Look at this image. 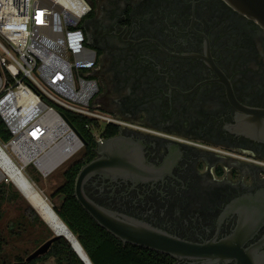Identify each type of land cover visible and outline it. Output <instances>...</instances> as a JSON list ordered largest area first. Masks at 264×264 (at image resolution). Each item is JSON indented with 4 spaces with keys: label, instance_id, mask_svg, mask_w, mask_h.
<instances>
[{
    "label": "flooded vegetation",
    "instance_id": "af4514ba",
    "mask_svg": "<svg viewBox=\"0 0 264 264\" xmlns=\"http://www.w3.org/2000/svg\"><path fill=\"white\" fill-rule=\"evenodd\" d=\"M89 1L98 108L116 121L68 168L98 162L92 200L205 249H149L169 264H264V29L224 0Z\"/></svg>",
    "mask_w": 264,
    "mask_h": 264
},
{
    "label": "built area",
    "instance_id": "2783aa9c",
    "mask_svg": "<svg viewBox=\"0 0 264 264\" xmlns=\"http://www.w3.org/2000/svg\"><path fill=\"white\" fill-rule=\"evenodd\" d=\"M90 11L89 0H0V118L11 133L0 146L31 158L43 177L83 148L63 111L89 118L95 138L116 121L94 102L98 56L81 26Z\"/></svg>",
    "mask_w": 264,
    "mask_h": 264
},
{
    "label": "trees",
    "instance_id": "16d2710c",
    "mask_svg": "<svg viewBox=\"0 0 264 264\" xmlns=\"http://www.w3.org/2000/svg\"><path fill=\"white\" fill-rule=\"evenodd\" d=\"M63 113L84 138L90 141L94 140L90 131L85 128V124L91 121L89 118L69 111H63ZM10 138L11 133L0 118V143L7 142ZM79 166L80 164L77 167L72 166L65 170L63 174L64 182L57 190V193L61 196V201L59 204L52 205V207L78 239L91 262L93 264H169L166 258L159 254L148 253L149 249L145 247L124 244L98 225L74 195V183ZM28 178L33 182L30 177ZM9 184L10 187H15L12 182ZM5 185V181L0 183V197L3 196V198L5 197L3 186ZM15 191L12 192L10 189L9 193L16 197H23L27 202L19 190L16 189ZM25 216L31 222H39L47 226V223L29 203L25 208ZM20 225L18 226L20 227ZM12 226L11 232L15 234V222H12ZM16 233L20 234V230ZM49 257H55L58 264H85L65 237L58 238L42 260ZM18 260L22 259L19 258Z\"/></svg>",
    "mask_w": 264,
    "mask_h": 264
},
{
    "label": "water",
    "instance_id": "95a60500",
    "mask_svg": "<svg viewBox=\"0 0 264 264\" xmlns=\"http://www.w3.org/2000/svg\"><path fill=\"white\" fill-rule=\"evenodd\" d=\"M224 1L227 4H229L233 9L245 15L249 19L253 20L254 22H256L258 25H260L264 29V0H224ZM76 131L78 132V130ZM79 135L82 137L80 133ZM97 166H98V162H93V163H90L84 166L80 170L76 178V181H75L74 195L77 198L78 202L81 204V206L92 216V218L98 223V225L106 229L116 238L121 240L124 244L142 246V247H146L151 250H156V251H160V252L168 253L172 255H179L183 251L184 252L185 251H198V252L205 251V249L200 246L196 247V246H192L187 243L181 242L178 239L158 229H155L149 226L143 221H140L129 215L110 210L104 206L99 205L94 200H92L85 193L84 184H85L86 179L89 177L90 173H92V171L96 169ZM22 195L28 201V199L26 198V195H24L23 193ZM28 202L34 208L31 202L30 201ZM52 210L53 212H55L54 208ZM56 215L58 216L57 213ZM59 219L62 221L60 217ZM69 231L72 233L70 229ZM72 235L74 239L77 241V243L79 244V246L83 248L73 233ZM60 237L62 236L55 234L52 238L45 241L34 252H32L27 257V260L30 261L40 255H44L48 253L53 243ZM68 241L71 244L72 248L75 250V252L80 257V259L85 264H93L84 250L83 252L87 256L88 262L85 261L84 258H82V256L78 253L73 243L70 242V240ZM238 246H239L238 244L231 245V243H224L221 246L216 247V248H214L215 246L213 245H209L208 248L211 251L214 248L215 250L220 249L224 252L225 251L228 252L230 250L238 251L239 250Z\"/></svg>",
    "mask_w": 264,
    "mask_h": 264
},
{
    "label": "rangeland",
    "instance_id": "374dc122",
    "mask_svg": "<svg viewBox=\"0 0 264 264\" xmlns=\"http://www.w3.org/2000/svg\"><path fill=\"white\" fill-rule=\"evenodd\" d=\"M97 12L99 13L98 10ZM84 21L86 19L82 20L81 26ZM99 96L100 94H97L94 99L96 106H98L100 100ZM104 127L103 125L102 129ZM6 151L15 163L23 169L25 175L33 180L32 183L48 200L47 203L51 208H53L52 205L59 204L61 196L57 193V190L64 182V171L76 156L63 163L48 177H43L33 162L24 165L23 161L19 160L10 148H7ZM3 181H5L6 185L3 186L5 197H0V264H13L19 258L25 259L36 248L52 238L55 233L48 225L44 226L39 222H31L25 216V208L29 202L27 201V203L23 197H16L9 193L10 189L12 192H16L17 187H10L9 183L12 181L1 175L0 183ZM12 222H15V234L10 230ZM19 224H21L20 227L18 226ZM19 230L20 234H17L16 231ZM45 262L46 264H58L55 257H49Z\"/></svg>",
    "mask_w": 264,
    "mask_h": 264
},
{
    "label": "bare ground",
    "instance_id": "6f19581e",
    "mask_svg": "<svg viewBox=\"0 0 264 264\" xmlns=\"http://www.w3.org/2000/svg\"><path fill=\"white\" fill-rule=\"evenodd\" d=\"M30 160L31 158L23 159V163L26 165ZM64 161L65 157L59 156L50 164L49 168L54 169ZM1 175L12 181L17 189L26 195L28 201L31 202L38 214L54 233L70 240L82 258L88 262V258L83 252L84 249L79 246L67 226L59 219L56 213L53 212V208L47 203L48 200L37 190L36 185L29 180L23 172V169L15 163L8 152L0 146V177Z\"/></svg>",
    "mask_w": 264,
    "mask_h": 264
}]
</instances>
